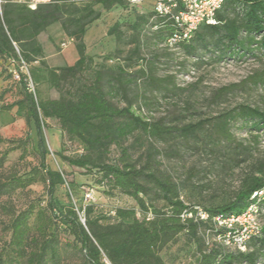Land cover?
Returning a JSON list of instances; mask_svg holds the SVG:
<instances>
[{
	"label": "rangeland",
	"instance_id": "obj_1",
	"mask_svg": "<svg viewBox=\"0 0 264 264\" xmlns=\"http://www.w3.org/2000/svg\"><path fill=\"white\" fill-rule=\"evenodd\" d=\"M50 2L10 1L18 10H32ZM153 7L152 2L134 5L129 1L107 10L94 0L67 1L63 8L67 17H80L90 9L101 13L98 20L88 25L84 39L86 53L93 62L85 77L79 78L69 90L66 86L55 87L57 69L73 65L79 55L75 41L60 23L51 25L31 42L25 41V49L33 59L30 64L25 61L18 64L0 56V185H3L0 259L3 264H90L70 228L60 220L61 213L70 206L76 208L83 223L85 208L92 207L91 217L98 225L130 222L134 217L147 221L153 217L151 211L141 212L132 198L108 186L98 170L89 172L71 166L58 153L88 157L97 164L145 168L176 184L181 199L193 210L190 216L197 227L194 233L162 236L158 251L165 264H205L206 255L211 256L213 264H248L242 261L241 254L255 250L250 242L253 236H264V206L259 203L239 216L225 219L207 212L235 201L252 181L264 180V134L249 131L241 124L232 128L241 146L221 142L205 147L181 139H156L135 131L121 144H113L108 151L101 152L63 134L57 120H47L43 128L44 147L48 151L44 162L66 179L53 194L49 192L42 168V150L36 126L29 118L19 65L32 92L41 100L74 98L96 70L124 68L130 94L138 98L132 111L145 120H161L167 126L195 123L241 104L264 109V86L242 84L264 71L263 53L219 61L198 49L197 56H187L182 48L169 46L156 36V29L151 27L155 19L150 18L146 25L142 23L140 17H149ZM135 23L142 28L135 29ZM21 31L17 27V33ZM142 68L157 78L174 77V87L171 84L169 91L153 89L147 79L137 76ZM232 84L242 85L237 91L214 100L220 88ZM110 95L118 107L126 106L119 97ZM17 179L27 186H19ZM263 195L259 193L258 197L262 200ZM148 203L151 209L169 211L167 203L154 192L149 195ZM18 217L27 219L30 229L24 251L19 250L14 233L13 223ZM257 264H264V256Z\"/></svg>",
	"mask_w": 264,
	"mask_h": 264
},
{
	"label": "trees",
	"instance_id": "obj_2",
	"mask_svg": "<svg viewBox=\"0 0 264 264\" xmlns=\"http://www.w3.org/2000/svg\"><path fill=\"white\" fill-rule=\"evenodd\" d=\"M0 5V56L20 64L22 61L30 64L32 56L26 51L25 41L31 42L43 31L55 23H60L71 39L76 43L77 61L70 66L58 68V78L55 87L58 89L72 88L79 78L85 77L93 59L86 53L85 35L88 25L98 20L101 13L90 9L80 17H67L64 4L69 0H51L50 3L40 4L35 9L18 10L11 0H2ZM109 10L115 6H124L131 0H94ZM168 0H165L166 3ZM154 4L149 17H140L144 25L150 18L155 19L151 27L156 29V36L167 40L182 33V29L172 15L163 16L156 12L154 0H144ZM63 4V5H61ZM182 7L179 6V9ZM174 12L177 9H173ZM15 22L20 25L15 26ZM135 29L142 26L135 23ZM17 27L22 29L17 33ZM25 27V28H24ZM180 47L190 57L198 55L203 50L211 58L222 61L256 57L257 53L264 54V0H226L216 13V24H202L192 34L190 39H181L174 45ZM200 61L202 58L199 59ZM202 62V61H201ZM25 92L29 118L33 120L41 146L42 168L45 181L51 194L58 185L66 183L64 175L45 165L48 151L44 147L43 128L46 121L57 120L63 134L79 140L92 150L105 152L113 144L122 141L135 131L156 139H181L199 143L209 147L216 143H237L232 128L236 124L249 131L263 132L264 109L247 104L238 105L219 115L199 120L184 126H167L163 121H150L141 118L132 111L137 96L130 94L127 80L128 73L124 68L118 71L96 70L91 80H86L74 98L59 100H41L37 93L32 92L26 75L20 71ZM139 78H145L149 86L158 91H169L174 77L157 78L153 73L147 74L140 69ZM254 86H264V71L257 72L248 81ZM242 84H232L220 88L214 100L237 91ZM106 87L108 90H106ZM111 94L119 97L126 104L118 107L112 100ZM144 97L147 100L146 96ZM259 138V137H256ZM241 146V145H239ZM61 159L71 166L88 169L89 172L98 170L107 185L132 198L140 207L141 212L153 214L152 219L141 221L134 217L130 222L120 221L115 224L98 225L91 217L92 207H86L84 223L81 221L76 208L67 207L61 213L60 220L70 228L75 240L80 244V250L90 264H165L158 251L162 236L180 234L185 231L196 232L197 223L192 216L193 210L181 199L177 186L171 180L148 172L145 168L137 169L130 165L97 164L84 156H65L58 153ZM17 179L19 186H27ZM148 185H151L149 187ZM3 185H0V193ZM264 180L256 179L249 183L236 197L235 201L208 209L212 216L225 219L246 212L251 206L261 203L264 206ZM154 192L163 199L168 207L167 213L161 212L148 203L149 195ZM262 193V200L258 197ZM131 215H134L132 213ZM118 216H121L119 212ZM27 219L18 217L13 223L15 237L19 250L24 251L30 235ZM255 250L241 254L242 261L257 264L264 256V236H253L250 240ZM211 256L204 257L205 264H213ZM0 264H3L0 259Z\"/></svg>",
	"mask_w": 264,
	"mask_h": 264
},
{
	"label": "built area",
	"instance_id": "obj_3",
	"mask_svg": "<svg viewBox=\"0 0 264 264\" xmlns=\"http://www.w3.org/2000/svg\"><path fill=\"white\" fill-rule=\"evenodd\" d=\"M157 13L166 16L172 15L182 29L181 34L167 40L166 44L174 46L181 36L190 39L192 34L202 24H216V13L226 0H154ZM144 0H131L132 4H142ZM179 6L182 8L179 9ZM173 9H177L176 12Z\"/></svg>",
	"mask_w": 264,
	"mask_h": 264
}]
</instances>
